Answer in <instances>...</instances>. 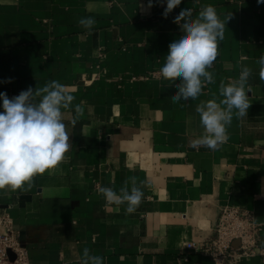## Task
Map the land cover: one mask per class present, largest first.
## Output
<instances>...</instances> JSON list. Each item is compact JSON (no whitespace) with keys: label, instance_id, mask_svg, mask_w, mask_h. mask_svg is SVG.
Masks as SVG:
<instances>
[{"label":"crops","instance_id":"crops-1","mask_svg":"<svg viewBox=\"0 0 264 264\" xmlns=\"http://www.w3.org/2000/svg\"><path fill=\"white\" fill-rule=\"evenodd\" d=\"M147 4L0 0V92L11 99L56 80L84 108L74 127L64 110L71 147L55 169L26 191L0 190V208L9 209L33 264H80L84 248L104 264H214L186 245L210 239L227 205L254 212L264 250V81L256 62L264 55V4L182 0L167 18L166 0ZM205 5L221 19L231 14L209 69L215 83L196 100L173 103L175 82L159 71L183 34L173 20ZM88 16L96 21L91 31L78 23ZM243 66L252 70L247 116H233L218 149L192 148L203 133L197 105L222 99L220 82L237 79ZM130 176L144 195L126 214V204L106 205L97 186L119 192ZM239 264H264V255Z\"/></svg>","mask_w":264,"mask_h":264},{"label":"clouds","instance_id":"clouds-1","mask_svg":"<svg viewBox=\"0 0 264 264\" xmlns=\"http://www.w3.org/2000/svg\"><path fill=\"white\" fill-rule=\"evenodd\" d=\"M257 2L264 4V0ZM181 3L182 0H166L163 17L167 18ZM151 7L153 0H148L147 8ZM230 19L231 14L221 19L212 5L203 6L195 17L192 9H181L174 18L173 23L180 26L183 34L169 44L165 63L159 70L164 79L175 82L177 91L171 96L173 103L196 100L205 84L215 83L214 73L209 69L217 59L219 42L224 39V30ZM78 23L91 31L96 21L88 16L80 18ZM256 62L260 79L264 81V55ZM251 75V68L243 66L237 79L220 82L219 96L222 99L201 101L197 105L195 111L200 117L203 133L189 141L192 148L216 150L227 141V129L233 116H247ZM177 78L179 83H176ZM7 82L11 83V79ZM74 99L65 85L56 80L35 90L29 87L11 99L0 92L3 108L0 112V190L26 191L32 187L35 176L55 169L65 159L71 144L64 110L68 111L73 127L84 115L81 105L73 106ZM97 190L106 205L126 204V214L137 210L144 195L136 176L128 177L119 192L99 185ZM80 264H104V258L92 255L88 248H84Z\"/></svg>","mask_w":264,"mask_h":264},{"label":"built area","instance_id":"built-area-1","mask_svg":"<svg viewBox=\"0 0 264 264\" xmlns=\"http://www.w3.org/2000/svg\"><path fill=\"white\" fill-rule=\"evenodd\" d=\"M261 231L262 225L256 222L252 210L227 205L219 212L214 235L198 248L192 242L186 247L210 257L214 264H239L243 257L256 253L264 255V250H258ZM236 240L240 241L238 247L233 245ZM0 264H33L9 209L5 207L0 208Z\"/></svg>","mask_w":264,"mask_h":264},{"label":"water","instance_id":"water-1","mask_svg":"<svg viewBox=\"0 0 264 264\" xmlns=\"http://www.w3.org/2000/svg\"><path fill=\"white\" fill-rule=\"evenodd\" d=\"M233 245H234V247H238L240 245V241L239 240L234 241ZM11 256H12V258L14 257L13 255H11Z\"/></svg>","mask_w":264,"mask_h":264}]
</instances>
